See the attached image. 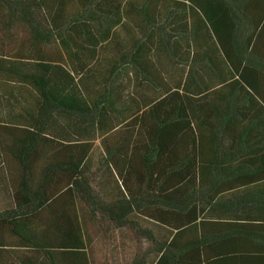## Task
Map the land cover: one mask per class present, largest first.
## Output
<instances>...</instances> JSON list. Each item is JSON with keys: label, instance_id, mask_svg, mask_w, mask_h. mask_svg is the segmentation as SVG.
<instances>
[{"label": "trees", "instance_id": "obj_1", "mask_svg": "<svg viewBox=\"0 0 264 264\" xmlns=\"http://www.w3.org/2000/svg\"><path fill=\"white\" fill-rule=\"evenodd\" d=\"M0 193V264H264V0H0Z\"/></svg>", "mask_w": 264, "mask_h": 264}, {"label": "rangeland", "instance_id": "obj_2", "mask_svg": "<svg viewBox=\"0 0 264 264\" xmlns=\"http://www.w3.org/2000/svg\"><path fill=\"white\" fill-rule=\"evenodd\" d=\"M6 132L9 133L8 130ZM10 205V199L0 193V210L8 208Z\"/></svg>", "mask_w": 264, "mask_h": 264}]
</instances>
